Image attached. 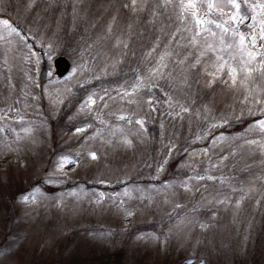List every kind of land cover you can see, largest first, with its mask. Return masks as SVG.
Instances as JSON below:
<instances>
[{"label": "rangeland", "instance_id": "374dc122", "mask_svg": "<svg viewBox=\"0 0 264 264\" xmlns=\"http://www.w3.org/2000/svg\"><path fill=\"white\" fill-rule=\"evenodd\" d=\"M263 1L242 14L264 21ZM197 4L214 22L199 36L181 0H0V264H264V116L220 129L264 113V48L240 50L254 25L229 22L228 0ZM217 55L251 74L214 79ZM182 140L170 178L158 164ZM101 180L120 187L86 184Z\"/></svg>", "mask_w": 264, "mask_h": 264}, {"label": "snow or ice", "instance_id": "6c2138e0", "mask_svg": "<svg viewBox=\"0 0 264 264\" xmlns=\"http://www.w3.org/2000/svg\"><path fill=\"white\" fill-rule=\"evenodd\" d=\"M167 2V0H166ZM136 0H133V6H135ZM228 4L230 7L234 10L232 13L229 14V22L231 23H238V24H244L246 19H249L246 17L244 14L241 12L242 4L248 6V0H228ZM181 6L185 10H191V14L196 17V24L198 26V31L196 33L197 36L201 35V31L205 32H211L210 29L204 28L203 26L206 24H211L214 23L211 20L206 19L203 16H198L197 15V9H198V4L197 0H181ZM208 9L211 10L216 7L214 3H209L207 5ZM249 7H260L264 9V4H259L255 6H249ZM253 21V27L252 31L253 33H256L255 35H251L250 37L245 34V33H237L238 35V47L240 48L241 51H244L245 49H248L249 45H251L252 48H255L257 45V36L259 37L260 41H264V21H256V18L253 16L250 18ZM4 25V27H10L9 22L7 20L0 21ZM256 24L259 25V32L257 33V28ZM217 28L222 29L225 33L229 32V29L224 27V25L217 23L215 25ZM13 32L16 30L13 28ZM213 36L215 35L214 32L211 33ZM247 41V43H246ZM195 37L192 40V43L195 44ZM223 44V41H221ZM226 47L230 48L231 45H227ZM262 48H264V45H261ZM209 48H211V45H209ZM247 56L249 57L248 63H251L252 60L256 59V55L254 54L253 51L248 50L247 51ZM231 59H235V57H232ZM215 67V72L214 73H209V75H212L213 78H218L220 74H222L225 69H227L228 76L232 81V85L234 86L237 83L238 79V74L240 71H243L247 75H250L252 72V69L248 68L246 65L240 69L237 67H234L230 62L229 59H225L221 55L216 56V64L214 65ZM261 68L264 69V54L261 55ZM227 83V81H225ZM89 104L94 103V101L89 98L88 101ZM123 119V117H121ZM137 123H141L140 121H137ZM258 127L260 128L261 131H264V120H261L258 122ZM77 131H82V129H77ZM127 142V141H126ZM92 158L95 159V154H92ZM27 200V197L24 198Z\"/></svg>", "mask_w": 264, "mask_h": 264}, {"label": "trees", "instance_id": "16d2710c", "mask_svg": "<svg viewBox=\"0 0 264 264\" xmlns=\"http://www.w3.org/2000/svg\"><path fill=\"white\" fill-rule=\"evenodd\" d=\"M263 3H264V1H263ZM75 41H77V40H75ZM69 43V42H68ZM63 50V52L61 53V54H64L65 56H67L68 58H69V56L67 55V54H65V52L67 51V48H63L62 49ZM65 51V52H64ZM49 65V62H47V60H43L41 63H40V67H41V71H40V75H39V79L41 80L42 78H43V76H42V73L45 71V69H46V67ZM110 76V75H109ZM51 77H55L56 78V76L54 75V73H52V76ZM93 79V82L94 81H96L97 82V78H92ZM99 82V81H98ZM41 83V82H40ZM103 117H104V119H103ZM261 118V117H263L262 116V114L261 113H259V114H257L255 117H246V118H244L242 121H241V123L239 124V123H235V124H233V125H231L230 127H222V128H220L222 131H226V132H229V133H231V132H233V131H236V130H240V128L242 127V126H246V125H248V124H250V121L252 120V119H254V118ZM89 121L90 120V124H92V125H95V123H97L99 120L101 121V123H102V120H106V118H105V116L103 115V116H95V117H91V115L90 116H86V118L84 119V121ZM159 120L160 121H162L163 119H161V118H159ZM107 122V121H106ZM128 124V123H127ZM146 124L148 125V127H149V131H150V126H149V124H148V122H146ZM107 125H108V122H107ZM162 128H166V124L165 123H162V126H158V127H156L155 128V130L151 133V132H149L150 133V140H151V146H152V148L153 149H156L159 145H160V141L164 138V144H165V146L167 145V128L165 129V132L163 133H161V130H162ZM162 143V142H161ZM191 143V142H190ZM190 143H188L187 144V142L186 141H184V140H182V141H178L175 145H173L172 146V148H171V150L170 151H172L171 152V155H170V157L169 158H167L164 162H163V164L161 163V161L159 162V164H158V167L159 168H163V170L165 171V167H167L168 168V177H170V175H172L173 173L172 172H176L177 170H179V169H177V167H178V165H179V161L181 160V157H182V155L179 153V150L181 149V148H186ZM155 153V156H157V153L156 152H154ZM165 153V152H164ZM157 162H158V159H157V157H156V162L153 164V166L152 167H154V165H156L157 164ZM180 167V166H179ZM158 172V171H157ZM168 177H164V178H168ZM170 178H172V177H170ZM137 180V182H143L144 180H142L140 177H139V175L137 174L135 177H132V178H130V181L128 180L127 182H125L124 184H129V183H132V182H135L136 180ZM99 180V179H98ZM86 184H88L89 185V187L91 188V189H97L98 188V190L100 191V190H102V191H108V190H111V189H117V188H119L120 186H117V185H110V184H108V183H106V182H102V180L100 181V182H98V181H90V182H86ZM124 184H122V185H124ZM46 188V187H45ZM47 188H48V190L49 189H51V187H48L47 186ZM55 189V188H54ZM100 193V192H99ZM116 206H118V204L116 205ZM254 223V222H253ZM258 224V225H257ZM257 224H255L254 223V226H253V229L255 230V232L257 231V229L260 227L261 228V232L263 231V233H264V217H263V222H258ZM137 230L139 229V230H142V227H141V225L140 226H137V228H136ZM256 233H260V232H256ZM254 235H256L257 236V234H254Z\"/></svg>", "mask_w": 264, "mask_h": 264}, {"label": "water", "instance_id": "95a60500", "mask_svg": "<svg viewBox=\"0 0 264 264\" xmlns=\"http://www.w3.org/2000/svg\"><path fill=\"white\" fill-rule=\"evenodd\" d=\"M54 72L58 77L65 75L70 68V61L63 55H58L53 60Z\"/></svg>", "mask_w": 264, "mask_h": 264}, {"label": "flooded vegetation", "instance_id": "af4514ba", "mask_svg": "<svg viewBox=\"0 0 264 264\" xmlns=\"http://www.w3.org/2000/svg\"><path fill=\"white\" fill-rule=\"evenodd\" d=\"M248 18H249V19H246L244 24L249 23V21L251 20V19H250V18H251V15H248ZM257 30H259V26H258ZM247 32L249 33V34H248L249 37L251 36L250 34L255 35V33H253L252 29L247 30ZM262 43H263V41H260L259 38H258V39H257V44H258V46H261Z\"/></svg>", "mask_w": 264, "mask_h": 264}]
</instances>
